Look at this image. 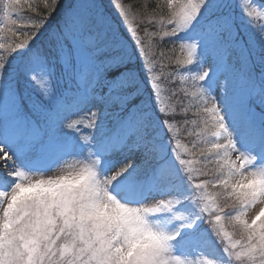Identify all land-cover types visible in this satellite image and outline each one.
Segmentation results:
<instances>
[{"label":"snow or ice","instance_id":"1","mask_svg":"<svg viewBox=\"0 0 264 264\" xmlns=\"http://www.w3.org/2000/svg\"><path fill=\"white\" fill-rule=\"evenodd\" d=\"M109 3L0 0V264H264V0Z\"/></svg>","mask_w":264,"mask_h":264},{"label":"trees","instance_id":"2","mask_svg":"<svg viewBox=\"0 0 264 264\" xmlns=\"http://www.w3.org/2000/svg\"><path fill=\"white\" fill-rule=\"evenodd\" d=\"M23 1L25 3H22L23 8H22L20 14L22 16H25V17L32 15V13H30L28 11V3L29 2L34 3V4L39 3V0H23ZM69 2H70V0H63V5L66 7ZM121 2L132 3L135 5H143V6L147 7L149 11H151L153 9L154 5L158 2V0H121ZM243 2L250 3L253 8H255V7L259 8V6L261 4V0H243ZM102 3H103L105 10L109 14H111L113 17H115L116 13L113 11V8L109 3V0H102ZM61 11H63V9H61ZM238 14L239 13H237V15ZM133 26H137L135 21H134ZM140 27H142V25ZM171 47H172V45H167V48H171ZM177 79H179V78H177ZM162 88L164 89V91L162 92L160 99L162 102L168 103L169 107L172 108L175 104V101L171 100V98L169 96L168 85L164 84V85H162ZM189 115H191V114H189ZM193 126L195 127V125H193ZM184 128H185V125L183 123H179L177 125V133L179 135L181 143L186 145V147L188 149H191L192 148V142L195 141L196 137L195 136H191V137L188 136L187 133L184 131ZM196 130L199 131V129H196Z\"/></svg>","mask_w":264,"mask_h":264},{"label":"rangeland","instance_id":"3","mask_svg":"<svg viewBox=\"0 0 264 264\" xmlns=\"http://www.w3.org/2000/svg\"><path fill=\"white\" fill-rule=\"evenodd\" d=\"M22 3H25V2L23 1ZM255 8H257V7H255ZM193 119H194V117H193ZM189 127H194V126L193 125H189ZM57 174H59V170H56L54 172L48 173V175H57ZM203 250H204V253H206L208 255H216V256H218L220 254L219 249H217L212 244H208V245L203 246Z\"/></svg>","mask_w":264,"mask_h":264}]
</instances>
